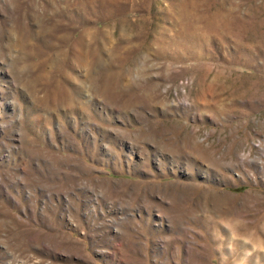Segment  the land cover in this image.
<instances>
[{"label":"rangeland","instance_id":"obj_1","mask_svg":"<svg viewBox=\"0 0 264 264\" xmlns=\"http://www.w3.org/2000/svg\"><path fill=\"white\" fill-rule=\"evenodd\" d=\"M0 264H264V0H0Z\"/></svg>","mask_w":264,"mask_h":264}]
</instances>
